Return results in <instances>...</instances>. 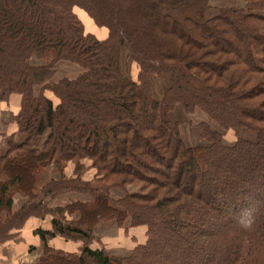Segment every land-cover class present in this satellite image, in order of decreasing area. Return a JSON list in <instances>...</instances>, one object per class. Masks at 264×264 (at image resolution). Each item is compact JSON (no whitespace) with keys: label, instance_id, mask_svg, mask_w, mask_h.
<instances>
[{"label":"trees","instance_id":"1","mask_svg":"<svg viewBox=\"0 0 264 264\" xmlns=\"http://www.w3.org/2000/svg\"><path fill=\"white\" fill-rule=\"evenodd\" d=\"M211 1L0 0V101L21 98L0 151V246L39 220L34 264H264V0L209 17ZM178 107L219 130L201 124L207 144L188 146ZM111 222L113 245L96 236Z\"/></svg>","mask_w":264,"mask_h":264},{"label":"rangeland","instance_id":"2","mask_svg":"<svg viewBox=\"0 0 264 264\" xmlns=\"http://www.w3.org/2000/svg\"><path fill=\"white\" fill-rule=\"evenodd\" d=\"M211 6H212V10L208 14L209 17L215 16L218 13V9L231 8V7L246 8L247 4L246 2L242 3L240 1H235V0H212ZM76 13L84 23L86 31H88V33H91L92 35L96 36L98 39H104V38L106 39L108 37L109 34L108 30L106 28H99L98 26H96L95 23L91 20V18L83 10L77 8ZM123 65H124V69L128 71L129 76L133 80L137 81L140 71L139 67L132 59L128 58L127 52H124L123 55ZM155 86H156L155 97L157 99H161L163 94L162 91L164 84L160 80L155 78ZM172 118L181 124V132L184 137V140L186 144L191 147L207 144V139L202 137L199 131V126L201 124H207L212 129L219 130V128L214 123H212V121H210L205 114L201 112L196 113L194 116H188L181 107H178L172 113ZM220 131L223 134V141L225 145L230 146L237 141V136L233 131H229V132L222 130ZM240 135H241L240 137L249 141H257L258 139L257 134L249 130H243L242 133H240ZM52 169L54 171L55 177L56 178L60 177L59 172L56 169L54 170V167H52ZM71 172L73 173V165H68V167L65 170V174L68 175L71 174ZM94 172H95L94 170H88L85 174L86 179L87 180L91 179L94 175ZM128 189L129 192L137 191L136 187L133 186L129 187ZM68 196L69 197L60 196L55 200H53L51 204L56 206H61L64 203V201H69V199L76 197V195L74 194ZM114 198L118 199L116 196H114ZM119 235H120V231L115 222L102 225L101 227H99L96 233L97 238H103L105 242L110 243L111 245H113L111 240L118 242ZM31 243L32 244L34 243L33 239ZM123 244H125V241L123 242ZM125 245L127 246V249H129V247L131 246L129 239L126 240ZM92 247L98 248V244L95 243ZM73 250L76 251L77 253H80V250L77 247H74ZM118 251L121 250L118 249L117 252Z\"/></svg>","mask_w":264,"mask_h":264},{"label":"crops","instance_id":"3","mask_svg":"<svg viewBox=\"0 0 264 264\" xmlns=\"http://www.w3.org/2000/svg\"><path fill=\"white\" fill-rule=\"evenodd\" d=\"M47 96L56 102L52 94L47 93ZM20 108L21 98L18 95L11 96L8 102L0 101V151L5 150L7 139L10 136L16 135L18 132V127L14 123L13 119L19 113ZM17 139L19 140V137H17ZM71 175L72 172L71 174H68L66 176L70 177ZM59 178L60 177L56 179ZM114 196H116L117 198H122L123 194L121 191H116L114 193ZM71 199H69V201ZM69 201H64L61 206L66 205ZM52 206L58 207L56 205ZM51 220L52 218L48 217L43 223L48 224ZM32 224L33 225L31 227L23 230L18 238L5 245L0 246V264H34L36 262L38 253L36 251H30V248L34 247L39 249L41 247V240L38 236L35 235L34 232L38 226H41V223L39 220H33ZM32 239L34 240L33 244L31 243ZM51 245L58 250H67L71 252H76L73 250L74 247H77L79 249L78 244L74 245L72 243H66L63 239L60 238L51 241Z\"/></svg>","mask_w":264,"mask_h":264}]
</instances>
